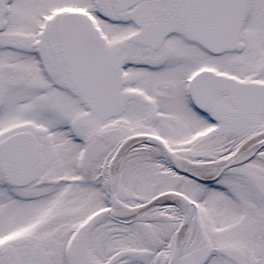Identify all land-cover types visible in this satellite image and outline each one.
I'll return each mask as SVG.
<instances>
[{"label": "snow or ice", "instance_id": "snow-or-ice-1", "mask_svg": "<svg viewBox=\"0 0 264 264\" xmlns=\"http://www.w3.org/2000/svg\"><path fill=\"white\" fill-rule=\"evenodd\" d=\"M0 264H264V0H0Z\"/></svg>", "mask_w": 264, "mask_h": 264}]
</instances>
